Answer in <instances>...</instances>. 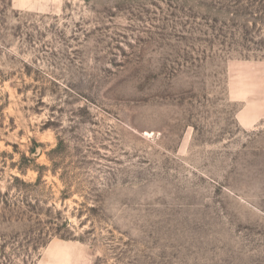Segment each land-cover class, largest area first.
Returning a JSON list of instances; mask_svg holds the SVG:
<instances>
[{"label": "rangeland", "instance_id": "374dc122", "mask_svg": "<svg viewBox=\"0 0 264 264\" xmlns=\"http://www.w3.org/2000/svg\"><path fill=\"white\" fill-rule=\"evenodd\" d=\"M0 264H264V0H0Z\"/></svg>", "mask_w": 264, "mask_h": 264}, {"label": "crops", "instance_id": "0c3cea01", "mask_svg": "<svg viewBox=\"0 0 264 264\" xmlns=\"http://www.w3.org/2000/svg\"><path fill=\"white\" fill-rule=\"evenodd\" d=\"M240 115H241V114H240ZM240 115H239V116H240ZM238 121H239V120H238ZM252 124H253V123H252ZM252 124H251V125H252Z\"/></svg>", "mask_w": 264, "mask_h": 264}]
</instances>
